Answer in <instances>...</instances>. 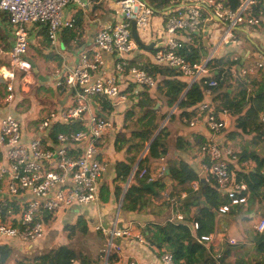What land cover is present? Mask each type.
I'll list each match as a JSON object with an SVG mask.
<instances>
[{"label": "built area", "instance_id": "2783aa9c", "mask_svg": "<svg viewBox=\"0 0 264 264\" xmlns=\"http://www.w3.org/2000/svg\"><path fill=\"white\" fill-rule=\"evenodd\" d=\"M168 1L173 14L163 23L165 42L153 54L152 63L178 70L188 80L187 89L194 83L200 86L204 100L196 106V112L191 118L182 117V123L190 128L200 124L212 136L216 135L225 129L226 123L215 105L205 99L217 87V81L212 79L207 62L216 59L224 46L235 44V31L260 26L262 12L258 16L252 14L257 0H241L235 9L221 0ZM116 2L122 19L103 26L96 34L94 45L80 55L78 64L63 71L64 84L73 93L74 106L49 113L38 125L39 132H47L55 125H67L80 120L83 129L58 133L53 142L45 137H37L28 144H23L19 124L10 117L0 120V150L4 153V163L0 166V239L17 240L32 246L46 231L44 218L47 214L64 211L72 204L98 203V181L104 166L96 159V143L112 130V122L94 113L90 103L95 97L105 99L110 103L111 109L126 103L127 94L123 93L119 85V79L124 76L138 87L149 90L156 87V79L152 75L131 66L125 60V56L138 47L131 36V22L140 38L139 34L148 31L154 10L140 0ZM81 4V0H0V11L7 15L13 40L9 52L11 69L3 74L9 80L3 98L5 105H9L14 99L12 80L15 72L21 74L24 80L32 79L31 65L25 59L28 28L44 25L50 46L55 49L59 30L73 27L72 22L63 19V11L69 5ZM209 21L216 25H210ZM200 40L203 43L206 40L207 56L200 62L190 63L181 53L195 48ZM104 52L117 58L115 75L94 79L91 72L102 68ZM260 67L261 65L258 66ZM239 73L246 74L241 70ZM259 124L264 135V111L259 115ZM199 158L204 175L191 183L190 189L197 191L200 183L216 186L228 200V204L218 209L221 215L227 214L232 207L245 206L247 185L233 179L228 171L231 164L239 161L238 154L230 146L218 144L210 137L201 146ZM239 166H248V161L240 162ZM165 172L164 165L155 173H151L148 167L139 169L136 165L130 172L127 185L133 179L145 180L146 184H151L162 179ZM171 203L176 204L174 200ZM174 220L184 222L183 216L178 213L171 221ZM188 228L195 236L198 224L192 222ZM96 230L110 236L104 264H107L108 255L111 254L113 237L131 236L139 244H146L141 234H133L130 230L113 228L106 232L100 226ZM254 232L259 235L264 233V213L256 221ZM224 235L220 237L209 234L195 238L217 259L221 252L216 249L217 240H226L230 246L237 245L236 239H227ZM159 261L160 264H176L172 254L168 252L161 253Z\"/></svg>", "mask_w": 264, "mask_h": 264}, {"label": "crops", "instance_id": "0c3cea01", "mask_svg": "<svg viewBox=\"0 0 264 264\" xmlns=\"http://www.w3.org/2000/svg\"><path fill=\"white\" fill-rule=\"evenodd\" d=\"M116 1L81 0L82 4L80 6H67L63 11V19L72 22L73 27L71 29L62 28L59 30L57 34V47L55 49L50 46L44 25L29 27L28 49L25 59L31 65L32 79L24 80L21 74L15 72L14 79L12 80L14 99L9 105L3 103V98L6 95V86L9 83V80L4 78L3 74H7L11 69L9 52L13 40L10 27L7 23V15L0 11V120L10 117L19 124L23 144H28L32 139L37 137L48 138L51 142L55 140L57 134L54 137L51 136V130L54 126L49 129L50 131L39 132L38 125L49 113L60 112L74 106L73 93L64 84L63 71L78 64L80 55L94 45L96 34L103 26L122 19ZM221 1L227 5L230 4V0ZM237 1L239 5L241 0ZM145 2L147 3V0ZM167 2L168 7L165 11L161 14H153L148 31L144 34V40H141L144 44L153 43L154 51H152L153 49L151 51H144L137 47L135 51L125 56V60L131 66L139 69L145 64L156 66L152 63V56L157 49L162 48L165 42L162 29L163 23L173 14L170 3L168 0ZM205 17H207V14ZM214 22L217 23L216 20ZM209 24L216 25L210 21ZM239 32L235 31V44L224 46L216 59L241 61L238 66L233 67L229 71L230 77L234 81H232L231 90L228 93L236 97L238 94L236 82L245 85V98L248 99V104L240 116L246 115L247 117L241 119L243 121H238V116L220 112V117L225 121L226 127L222 132L212 136L200 124L190 128L188 125L182 123V117H180L176 106L172 108L164 106V108L169 110L167 122L171 118L168 123L166 122L165 126L167 154L163 158L150 160L147 166L151 173H155L161 165L165 166L166 172L163 178L160 179L164 186L160 194L164 197V200L150 199L148 195H145L144 199L147 201V205L138 212H132L121 209L123 192L128 185L122 184V195L119 197L115 195V187L119 186L118 183L115 184L114 182L116 177L115 164L126 162L127 158L134 156V152L132 150L129 153L126 152L125 147L117 151V147H115L118 146L115 145L116 141L123 135L128 137L129 132L133 129V122L130 119L126 120V112L136 102L137 94L143 89H147L150 92L148 88L138 87L128 77L124 76L122 79H119V85L123 93L127 94L128 101L126 103L112 107L110 110L103 108L105 106L103 102L107 101L102 97H95L90 103L94 113L112 122V130L96 143L98 149L96 159L104 166V171L98 181V203L85 205L72 204L64 211L47 214L46 217L49 215L48 222L50 221V223L49 227L45 223L46 231L43 237L32 246L24 245L17 240H8L15 250L20 254L30 255L38 250L67 246L77 252L70 245V239L78 235L88 236L90 239L96 236L100 242L99 252H103L104 254L102 259V264H104L106 256V252L104 251L106 250L103 249L106 248V245L108 247L110 236L108 233L103 234L101 231L96 230L98 226L106 232L113 228L130 230L133 234L137 232L145 238L143 232L152 224H163L166 222L172 224L182 223L188 226L192 224V222H186L185 220L184 222L171 221L177 213L182 216L184 215L181 206H178V201H183L186 196V190L190 189V184H175L167 177V172L168 168L173 164L183 163L198 177H203V164L199 158V153L201 146L206 144L210 137L218 144L230 146L238 155L242 152L246 154L256 152L264 157V135L261 132L259 124V115L261 111H264V91L261 88L264 84V10L260 15V26L241 29L243 35H240ZM181 54L184 56L183 53ZM89 59L91 60L90 57ZM102 59L104 62L102 68L91 72L94 79H104L115 75L114 65L117 62L116 56L104 52L102 53ZM259 65H261L260 68H258ZM240 70L245 71L246 74L239 73ZM159 80L156 79V86ZM180 80L186 84L188 83V80L184 77H180ZM155 88L149 93L152 97L157 95ZM132 96L133 98H131ZM211 97L212 95L207 98L205 97V99L215 105L216 102L214 104ZM259 99H262V102ZM108 104L111 107L109 102ZM156 106L160 108V114L163 113V106L159 101ZM137 110L135 109V111ZM172 110H174L173 113ZM193 115L191 114L188 117L191 118ZM71 123L78 124L79 127L76 131L68 132H77L83 129L82 122L74 121ZM255 125L258 127V133L252 131ZM143 155L144 153H140L136 156L137 162ZM3 160L4 153L2 154L0 150V166L3 165ZM247 161L248 166L246 167L236 166L235 164L233 167L234 171L247 172L252 170L255 163L250 160ZM148 189L150 190V188ZM26 198L28 197L26 196ZM171 200H174L176 204L173 205ZM246 206H241L242 210L245 211L247 209ZM192 212L193 210L191 209L189 215ZM258 214L261 215V213ZM223 216L218 220L220 227L213 235L222 237L225 234L224 237L227 239H236L238 245H241V249H252L253 244L249 241L250 237L234 233L230 234L224 228L236 226L243 216L241 214L235 216L233 221ZM250 217L251 215L247 216V218ZM79 218L85 221L88 233L86 235L76 233L74 237L68 238V232L64 230V226L75 224ZM59 224H65L63 231L66 234H63L64 236L61 238L55 232L57 231L56 226ZM92 232L95 233L93 234ZM59 240L60 243L58 244ZM4 242L6 241H2L1 243ZM145 242L146 244L144 245L139 244L131 236L113 237L110 250L112 260L109 264H129L130 262H135V264H160V254L168 251L151 245L146 238ZM225 244H227L226 240H217L216 249L221 251ZM86 253L81 252V254ZM244 259L248 260L249 258L244 257Z\"/></svg>", "mask_w": 264, "mask_h": 264}, {"label": "trees", "instance_id": "16d2710c", "mask_svg": "<svg viewBox=\"0 0 264 264\" xmlns=\"http://www.w3.org/2000/svg\"><path fill=\"white\" fill-rule=\"evenodd\" d=\"M147 4L156 14H161L168 7L167 0H147ZM228 5L231 9H235L238 1L230 0ZM263 10L264 0H257V5L252 8V14L258 16ZM239 33L243 35L241 31ZM183 54L190 63L200 62L207 56V47L200 40L195 48L192 47ZM239 64L240 60L223 61L222 59H214L207 62L212 79L217 81V87L212 89L211 97L213 103L216 102V110L238 116V121H243L241 119L247 116L240 115L248 104V99L245 98V85L236 82L238 85L236 97L228 93L231 90V83L234 81L230 77L229 71ZM140 69L147 71L155 79H160L155 88L158 96L152 97L149 94L151 90L149 92L147 89H143L137 94L136 102L126 112V120L130 119L133 122V129L129 132L128 137L123 135L118 138L115 144L118 146L115 147H117V151L125 147L128 153L132 150L134 156L127 158L126 162L115 164L116 177L114 182L119 184L115 187L116 197L122 195L121 185L127 184L130 172L137 162L136 156L138 154L144 153L136 164L139 169L147 167L150 160L163 158L167 154L165 127L158 131L159 124L165 118L166 113L160 114V108L156 106L157 100L159 99L162 102L163 107L172 108L176 106L180 117H188L194 114L197 109L196 106L204 100L203 92L198 84L194 83L186 90L188 86L180 80L182 76L178 70L151 64H145ZM261 88L264 91V84ZM260 101L262 102V99ZM103 105H105L103 108L111 109L108 102H103ZM135 109L138 110L135 111ZM78 127L79 125L75 123L59 124L52 128L51 136L76 131ZM252 131L258 133L257 125L252 128ZM238 157L239 161L236 166L247 160L255 163L254 168L247 172L234 171L233 165L235 163L228 168L233 179L247 185L246 213H257L258 210L264 213V157L256 152L247 154L242 152ZM167 173V177L177 185H191V183L198 181V176L183 163L173 164L168 168ZM162 184L161 180H157L151 183L152 188L149 190L148 188L144 189V186L147 185L145 180H131L123 192L121 209L132 212L140 211L147 205V201L144 199L147 195L150 199L164 200V197L160 194L164 187ZM226 204H228L227 198L221 194L216 186L200 183L197 191L187 189L183 201H178V206H181L184 214V220L198 224L195 236L187 225L167 222L150 225L144 230V236L151 245L170 252L176 264H264V233L262 235L254 233L251 238L254 255L252 259L248 260L236 255L241 250V247L237 246L238 244L234 246L225 244L219 257L215 259L210 251L196 241L195 237L214 234L218 231L220 227L218 220L223 216L218 213V209ZM191 209L193 212L189 215ZM241 211V206L232 207L223 217L230 218L233 221L235 216L241 214ZM48 217L49 215L44 218L45 223H48ZM243 219H246V216ZM64 230L68 232V238L74 237L76 233L82 235L88 233L87 225L82 218H79L73 225L65 226ZM2 241L0 240V264H102V257L104 256V254H102V257L96 255L92 259H88L86 254H79L67 246L38 250L30 255H23L18 253L9 241L1 243ZM111 260L112 255L109 254L108 264Z\"/></svg>", "mask_w": 264, "mask_h": 264}, {"label": "rangeland", "instance_id": "374dc122", "mask_svg": "<svg viewBox=\"0 0 264 264\" xmlns=\"http://www.w3.org/2000/svg\"><path fill=\"white\" fill-rule=\"evenodd\" d=\"M140 35V38H141V40L143 41L144 40V34H139ZM240 63H241V61H240ZM238 77V76H237ZM158 101H159V103H162L159 99L157 100V103H158ZM162 110H163V113H166V115H165V118L162 120V122L160 123V127L159 128H161V127H165L166 126V122H167V119H168V112H169V110L168 109H166V108H162ZM171 120V118L168 120V122ZM167 122V123H168ZM128 126V125H127ZM158 128V129H159ZM258 213H262V212H260L259 210L257 211V213H255V214H248V213H246V210L244 211V210H242L241 211V215L243 216V217H245L246 216V219H243V217H241V219L239 220V223H237L236 224V226H234V227H230V226H227V227H230V228H227V227H224L227 231H229V233L230 234H232V233H234V234H239V235H242V236H248V237H250L249 238V241L250 242H252L251 241V238L253 237V235H254V226H255V224H256V221L258 220V216L260 215V214H258ZM263 214V213H262ZM248 215H251V217L250 218H247V216ZM49 223H50V221L47 223V226L49 225ZM65 224H59V225H57L56 226V230L57 231H55L58 235H60V238L62 237V236H64L63 234H66L65 233V231H63V226H64ZM49 227V226H48ZM65 227V226H64ZM108 232H110L111 230L109 229V230H107ZM93 233V232H92ZM95 233V232H94ZM93 233V234H94ZM1 241L2 240H6V241H8L7 239H0ZM10 240V239H9ZM70 241H71V243H70V245L78 252V253H81V252H84V253H86V256H87V258L88 259H92L94 256H96V255H99L100 257H102V254H103V252H99V250H100V248H99V241H98V239H97V237L96 236H93V237H91V239H90V237H88V236H75L73 239H70ZM91 241V242H90ZM239 242H240V240H239ZM60 243V240L58 241V244ZM238 244V243H237ZM237 246H239V247H241V245H237ZM104 248V247H103ZM108 248H109V245H108V247H107V245H106V248L105 249H103V250H106V251H104V252H107L108 251ZM86 252H85V251ZM236 255H238V256H240V257H242V258H249V259H252L253 257V255H254V251L250 248V249H241L238 253H236ZM103 258V257H102ZM252 263H254V262H252Z\"/></svg>", "mask_w": 264, "mask_h": 264}, {"label": "water", "instance_id": "95a60500", "mask_svg": "<svg viewBox=\"0 0 264 264\" xmlns=\"http://www.w3.org/2000/svg\"><path fill=\"white\" fill-rule=\"evenodd\" d=\"M141 2L147 4L145 2V0H140ZM131 36L133 38V40L135 41L136 45L141 49V50H144V51H151L153 49V46L154 44L153 43H150V44H144L138 37V34L136 32V29H135V25L133 22H131ZM204 44H206V40H204ZM77 122L80 121V120H76ZM147 188H152V185L151 184H147L146 186H144V189H147Z\"/></svg>", "mask_w": 264, "mask_h": 264}, {"label": "clouds", "instance_id": "9594fccd", "mask_svg": "<svg viewBox=\"0 0 264 264\" xmlns=\"http://www.w3.org/2000/svg\"><path fill=\"white\" fill-rule=\"evenodd\" d=\"M139 37V36H138ZM140 39V38H139ZM141 40V39H140Z\"/></svg>", "mask_w": 264, "mask_h": 264}]
</instances>
